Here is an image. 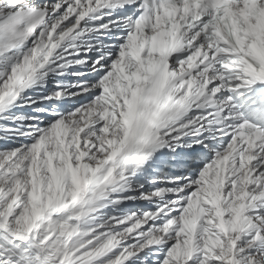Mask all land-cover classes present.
<instances>
[{"label": "snow or ice", "instance_id": "6c2138e0", "mask_svg": "<svg viewBox=\"0 0 264 264\" xmlns=\"http://www.w3.org/2000/svg\"><path fill=\"white\" fill-rule=\"evenodd\" d=\"M0 264H264V0H0Z\"/></svg>", "mask_w": 264, "mask_h": 264}]
</instances>
